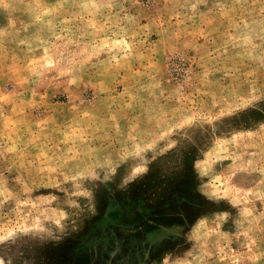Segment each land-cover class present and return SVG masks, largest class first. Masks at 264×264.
Masks as SVG:
<instances>
[{
	"label": "rangeland",
	"instance_id": "obj_1",
	"mask_svg": "<svg viewBox=\"0 0 264 264\" xmlns=\"http://www.w3.org/2000/svg\"><path fill=\"white\" fill-rule=\"evenodd\" d=\"M0 264H264V0H0Z\"/></svg>",
	"mask_w": 264,
	"mask_h": 264
}]
</instances>
